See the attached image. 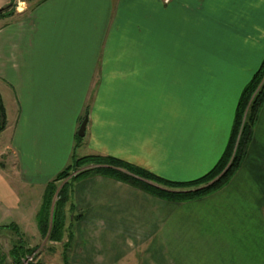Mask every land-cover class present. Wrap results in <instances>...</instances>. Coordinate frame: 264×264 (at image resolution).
I'll list each match as a JSON object with an SVG mask.
<instances>
[{"label":"crops","instance_id":"obj_1","mask_svg":"<svg viewBox=\"0 0 264 264\" xmlns=\"http://www.w3.org/2000/svg\"><path fill=\"white\" fill-rule=\"evenodd\" d=\"M11 3L0 21L9 136L0 156L11 168L9 180L0 172L1 207L18 209L12 185L41 196L87 155L173 182L214 166L264 57V0ZM65 215L70 264H264V104L240 169L219 192L168 203L89 177L71 183Z\"/></svg>","mask_w":264,"mask_h":264},{"label":"trees","instance_id":"obj_2","mask_svg":"<svg viewBox=\"0 0 264 264\" xmlns=\"http://www.w3.org/2000/svg\"><path fill=\"white\" fill-rule=\"evenodd\" d=\"M13 12V4L11 3L2 8L0 16L9 17ZM263 104L264 57L241 90L229 137L221 156L207 173L192 181H169L112 157L87 155L72 158L71 163L45 186L41 211L37 215V228L41 239L47 240L51 251L55 248V244L62 240V233L66 224L65 210L70 199L69 182H65L57 193L51 221L50 212L52 201L59 188L56 183L66 179L76 181L89 177L108 178L126 184L158 200L178 204L196 201L219 192L240 169L251 141L252 129ZM5 127V110L0 97V133ZM86 167L90 168L85 169ZM3 229L15 231L18 239L14 244H11L6 254H3L0 246V264H7V259L9 264H22L25 257L35 252V248L26 247L24 238L18 233V228L15 225L0 227V230ZM65 251H67L66 248ZM29 264L43 263L34 258V261ZM64 264L68 263L65 261Z\"/></svg>","mask_w":264,"mask_h":264},{"label":"rangeland","instance_id":"obj_3","mask_svg":"<svg viewBox=\"0 0 264 264\" xmlns=\"http://www.w3.org/2000/svg\"><path fill=\"white\" fill-rule=\"evenodd\" d=\"M12 1H14V0H0V8L6 7ZM17 1L18 0H16V2ZM4 18H6V17L0 16V21H2V19H4ZM185 60L188 61L192 66H193V62H196L195 58L185 59ZM197 76H198L197 74L191 75L192 87H193L194 83L195 84L197 83V79H196ZM211 76H212V74L211 75L208 74V78ZM246 111H245L244 117L246 115ZM259 114H258V117H259ZM243 121H244V119H243ZM257 121H258V118H257ZM257 121H256V123H257ZM255 125H254V127H255ZM254 127L252 129V135H253ZM252 135H251V139H252ZM8 137L9 136H8L7 132L0 133V153L2 152V150L4 148V145L7 142ZM247 150H248V148H247ZM7 164L8 163H7L6 155H4L2 157L0 156V172L9 180V176L6 173V170L4 169V168H6L8 171H11V168ZM5 165H7V166H5ZM88 168H90V167H86L85 169H88ZM81 179H84V178H81ZM65 182H69L68 184L71 185V183L74 181H70V180L66 179L65 181L57 182L56 185L59 188L57 189L56 194L54 196L55 199H56L58 191L65 184ZM12 186H14L13 189L15 190L16 194L18 195L19 201L16 205H17V208L19 210L16 208L10 207V206H8V207L3 206L4 207L3 208V207H1L2 205H0V227L11 226V225H14L16 223L17 226H19V228H18L15 225L18 228L17 230L19 231V232L18 231L17 232L23 236L24 241L26 243V247L35 248V252L32 253L31 255L25 257L23 259V261L25 260V261H27L26 263L29 264V263H32L34 261V258H35V260L42 262L43 264H64L65 261L68 264H70V261H69L70 251L69 250L71 248L68 249V247L70 246V239L71 238H70V235L68 233L66 234V232L68 231L66 224H65L64 231L62 233L61 242L55 244V246H54L55 248H53L52 251L50 250L51 248H50L49 244H47V240L41 239L40 235L37 234V231H38L37 215L41 211V207H42V203H43L42 197H43L44 191H43L41 196L40 195L38 196L39 193L36 190H34V191L27 190L26 191V190H23L22 188H18L16 185H12ZM34 193H36V194H34ZM54 202L52 201V205H51L50 221L52 219V210H53ZM67 205H66V209H67ZM25 229L28 231V233L24 231ZM34 232H36V233H34ZM17 239H18V235L16 234L15 231L13 232V230H9V229L0 230V246H1V251L3 252V254H6L8 252V250L11 247V244H14ZM65 248L67 251H65ZM7 264H9L8 259H7Z\"/></svg>","mask_w":264,"mask_h":264},{"label":"water","instance_id":"obj_4","mask_svg":"<svg viewBox=\"0 0 264 264\" xmlns=\"http://www.w3.org/2000/svg\"><path fill=\"white\" fill-rule=\"evenodd\" d=\"M2 9H0V11H1ZM85 126H86V119H84L83 121H82V123L80 124V126H79V129H78V131H77V136L78 137H83L84 136V131H85ZM55 201V198H54V200H53V202Z\"/></svg>","mask_w":264,"mask_h":264},{"label":"built area","instance_id":"obj_5","mask_svg":"<svg viewBox=\"0 0 264 264\" xmlns=\"http://www.w3.org/2000/svg\"><path fill=\"white\" fill-rule=\"evenodd\" d=\"M23 262H24L25 264H27V263H26L27 261L24 260ZM23 262H22V263H23ZM24 263H23V264H24Z\"/></svg>","mask_w":264,"mask_h":264},{"label":"bare ground","instance_id":"obj_6","mask_svg":"<svg viewBox=\"0 0 264 264\" xmlns=\"http://www.w3.org/2000/svg\"><path fill=\"white\" fill-rule=\"evenodd\" d=\"M23 264V263H22Z\"/></svg>","mask_w":264,"mask_h":264}]
</instances>
